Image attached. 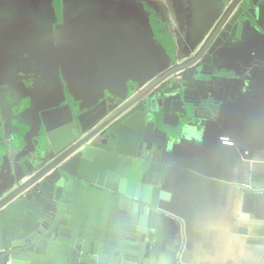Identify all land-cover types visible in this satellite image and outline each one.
<instances>
[{"label": "crops", "instance_id": "0c3cea01", "mask_svg": "<svg viewBox=\"0 0 264 264\" xmlns=\"http://www.w3.org/2000/svg\"><path fill=\"white\" fill-rule=\"evenodd\" d=\"M231 1L0 0V116L18 100L88 98L106 79L144 86L183 65ZM247 18L215 64L216 115L180 123L155 167L142 264H264V0Z\"/></svg>", "mask_w": 264, "mask_h": 264}, {"label": "water", "instance_id": "95a60500", "mask_svg": "<svg viewBox=\"0 0 264 264\" xmlns=\"http://www.w3.org/2000/svg\"><path fill=\"white\" fill-rule=\"evenodd\" d=\"M237 2L183 65L144 86L106 79L88 98L18 100L0 116V264H142L161 194L155 167L180 123L217 113L215 64L255 6Z\"/></svg>", "mask_w": 264, "mask_h": 264}, {"label": "built area", "instance_id": "2783aa9c", "mask_svg": "<svg viewBox=\"0 0 264 264\" xmlns=\"http://www.w3.org/2000/svg\"><path fill=\"white\" fill-rule=\"evenodd\" d=\"M220 143L223 145H233V140L226 134H222L219 136Z\"/></svg>", "mask_w": 264, "mask_h": 264}, {"label": "flooded vegetation", "instance_id": "af4514ba", "mask_svg": "<svg viewBox=\"0 0 264 264\" xmlns=\"http://www.w3.org/2000/svg\"><path fill=\"white\" fill-rule=\"evenodd\" d=\"M59 97V96H58Z\"/></svg>", "mask_w": 264, "mask_h": 264}]
</instances>
